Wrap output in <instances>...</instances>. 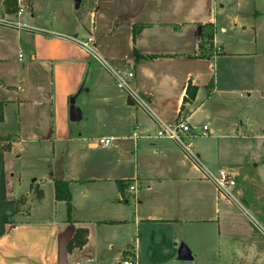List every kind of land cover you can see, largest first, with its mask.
<instances>
[{
    "label": "crops",
    "instance_id": "1",
    "mask_svg": "<svg viewBox=\"0 0 264 264\" xmlns=\"http://www.w3.org/2000/svg\"><path fill=\"white\" fill-rule=\"evenodd\" d=\"M72 1L45 12L39 0H0V17L25 25L0 21V135L11 140L3 152L7 196L26 195V208L0 231V264H57L59 240L66 264L127 257L136 264H264V227L257 231L251 214L264 225V124L228 103L224 112L210 109L202 123L208 134L192 126L194 150L208 168L237 169L234 199L220 196L173 140L156 136L160 121L181 113L190 121L211 93L225 90L213 64L223 49L218 30L249 29V40L236 41L245 48L230 54L264 56V0ZM240 7L249 8L247 19ZM87 37L95 53L133 72L129 82L156 118L128 102L81 45ZM188 83L195 96L181 106ZM236 136L240 147L228 143ZM99 137L113 143L95 145ZM32 158L46 168L15 166ZM57 180L67 182L69 203L55 198ZM182 247L190 258L179 257Z\"/></svg>",
    "mask_w": 264,
    "mask_h": 264
},
{
    "label": "rangeland",
    "instance_id": "2",
    "mask_svg": "<svg viewBox=\"0 0 264 264\" xmlns=\"http://www.w3.org/2000/svg\"><path fill=\"white\" fill-rule=\"evenodd\" d=\"M44 7L45 12H49L51 7L55 11H57L58 7H69V4L73 2L72 0H39ZM76 1H74L75 4ZM16 7V5H14ZM81 7H85L84 3ZM248 7H240L236 12L241 17L248 18ZM235 12V11H234ZM219 38L222 42V53L217 52L216 48V57L213 59L214 70L216 75L220 77L222 81L220 84V88H224L225 90H216L214 93H211L209 99H207L204 104L196 111L193 118L190 119L189 123L191 126L195 124L198 126H202L203 122H209L210 109H215L216 111L224 112V108H226V104H228V108L230 110L238 109L242 112L243 116H246L248 121H253L256 125L264 124V56L253 54H230L231 52H237L242 50L240 45H237L236 41L239 38L246 37V40L251 38V32L249 29H246L243 33L238 30V28L233 29H224L218 30ZM108 62H111L107 59ZM113 78V82L115 83V79ZM130 80V79H129ZM121 89V88H120ZM123 90V89H122ZM206 92L205 89L203 93ZM233 104V105H232ZM149 113V112H148ZM151 114V113H150ZM152 115V114H151ZM222 118H224V114H221ZM195 122V123H194ZM194 127V126H193ZM3 137L8 139H2ZM240 136H236L235 138H230L228 143L237 145L240 147ZM195 143V137L192 138ZM244 141V140H243ZM7 142L10 143L11 140L8 136L0 135V149L7 145ZM244 145V144H243ZM10 148V147H9ZM34 150V149H33ZM32 150V151H33ZM256 149L250 150L252 154H255ZM4 152V151H3ZM28 155L32 156L30 152H27ZM250 153L248 154L247 159L250 160ZM25 156V157H26ZM241 157V156H240ZM3 160V156H2ZM26 166L24 169L27 172L36 171L45 166L46 163L44 159H29L25 161L24 159L19 161V164L16 162L15 166L23 165ZM205 165V164H204ZM224 166V165H222ZM28 167V168H27ZM211 168V167H210ZM209 168V169H210ZM219 168V167H218ZM210 169L212 171L217 170ZM4 175V197L5 202L3 203L0 199V231L3 227H5L6 223L4 220L14 221L15 214L17 212L25 209L24 206L26 195H21L16 197L15 195L7 196L5 181L6 177ZM36 195L39 196V192L34 187ZM237 195V194H236ZM1 197V195H0ZM237 198L239 196L237 195ZM242 203V201H241ZM244 205V203H242ZM246 206V205H244ZM25 207V208H24ZM254 219H252V224L254 228L258 230L259 225L264 227L261 223L260 219L251 212ZM258 227V228H257ZM264 234V233H263Z\"/></svg>",
    "mask_w": 264,
    "mask_h": 264
},
{
    "label": "built area",
    "instance_id": "3",
    "mask_svg": "<svg viewBox=\"0 0 264 264\" xmlns=\"http://www.w3.org/2000/svg\"><path fill=\"white\" fill-rule=\"evenodd\" d=\"M24 10V5L20 4L16 11V14L22 13ZM1 22H7L10 24H15L18 27L25 26L23 23H20L18 20H8L5 17H0ZM90 38L80 40L82 46H84L89 52H92L93 56L99 60L110 72L112 73L115 84L123 89L126 96L132 100L133 104L143 108L147 112L151 113L153 117L156 116L153 114L152 110L149 107L147 99L142 95L137 88H135L130 82L129 79L133 77V72L124 68L115 67L111 65L104 57L95 53L90 47ZM135 134V133H134ZM201 134H208V127L206 124L201 127ZM156 136L166 137L173 140L176 145L180 148L185 158L201 173V175L210 180L217 191V193L224 198L234 199L232 190L236 185L237 178L239 173L237 169L233 166H220L217 170H210L204 163L201 161L200 157L196 154L194 150V143L192 140V126L189 123L188 115L179 114L175 119L171 121H160L156 130ZM137 137V134L134 135ZM95 145L108 146L113 143L112 137H99L94 141ZM130 190L133 191L135 195L137 193V182L136 180L132 181L129 184ZM261 230V227L259 226ZM117 264H136V260L133 257L122 258L118 261Z\"/></svg>",
    "mask_w": 264,
    "mask_h": 264
},
{
    "label": "trees",
    "instance_id": "4",
    "mask_svg": "<svg viewBox=\"0 0 264 264\" xmlns=\"http://www.w3.org/2000/svg\"><path fill=\"white\" fill-rule=\"evenodd\" d=\"M141 26H142L141 24H137V25L133 26V28H132V36L133 37H134L135 33L137 32V30ZM134 52H136L135 49H134ZM135 55H137V54L135 53ZM148 56H153V55H148ZM185 92H186V95L183 96L181 106L183 105L184 102L188 101L189 99L194 98L195 92H196V86L188 83ZM0 120H2V103L1 102H0ZM2 139L4 140V139H8V138L3 137ZM9 147H10V143L7 142V145H5V147H2L0 149V195H1L0 199L3 203L5 202V200H4L5 197H4V175H3L2 156H3V151L9 149ZM55 198L66 200V202L69 203V191L67 188V182L66 181H59V180L55 181ZM4 222L6 223L7 220L6 221L4 220Z\"/></svg>",
    "mask_w": 264,
    "mask_h": 264
},
{
    "label": "water",
    "instance_id": "5",
    "mask_svg": "<svg viewBox=\"0 0 264 264\" xmlns=\"http://www.w3.org/2000/svg\"><path fill=\"white\" fill-rule=\"evenodd\" d=\"M128 102L133 103L131 99L127 97ZM71 104L69 105V118L71 120L77 118L78 110L73 104V99L70 100ZM124 156V154H122ZM65 252H66V242L64 240H59L57 243V264H66L65 260ZM179 257L182 259L190 258V255L187 251V248L182 247L179 251Z\"/></svg>",
    "mask_w": 264,
    "mask_h": 264
}]
</instances>
